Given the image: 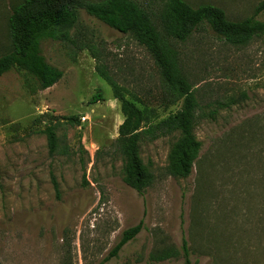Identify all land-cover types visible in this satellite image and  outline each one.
Here are the masks:
<instances>
[{
  "label": "rangeland",
  "instance_id": "1",
  "mask_svg": "<svg viewBox=\"0 0 264 264\" xmlns=\"http://www.w3.org/2000/svg\"><path fill=\"white\" fill-rule=\"evenodd\" d=\"M23 1L0 0V55L11 46L9 16ZM187 1L243 20L262 0ZM257 19L264 22V11ZM79 26L154 123L180 110L181 102L167 103L160 69L133 34L84 10ZM172 45L196 89L194 134L202 145L184 177L170 172L181 132L145 139L139 155L154 178L143 194L124 181L125 115L88 51L73 59L65 42L45 41V56L64 76L35 95L24 72L0 77V264H184V240L192 264H264V35L234 46L205 25ZM54 119L52 155L43 130ZM140 222L142 231L107 261Z\"/></svg>",
  "mask_w": 264,
  "mask_h": 264
},
{
  "label": "trees",
  "instance_id": "2",
  "mask_svg": "<svg viewBox=\"0 0 264 264\" xmlns=\"http://www.w3.org/2000/svg\"><path fill=\"white\" fill-rule=\"evenodd\" d=\"M24 0L12 9L8 19L10 48L0 55V77L11 70L24 72L25 85L32 95L56 85L64 71L49 62L44 54L45 41H63L73 59L82 51H88L97 61V72L112 88L125 115L119 127L118 142L126 156L124 181L143 194L154 178L139 155L140 144L145 139L154 140L161 135L181 132L182 138L172 155L170 172L188 177L198 158L201 143L194 129L199 103L196 89L183 73L177 49L173 41L186 42L207 25L226 43L239 46L254 37L264 35V22L257 16L264 11V0L254 15L243 20H231L226 11L213 4L194 7L187 0ZM84 10L109 27L124 34H133L154 57L168 90L167 103L182 104L180 110L167 119L154 123L151 112L141 109L126 97L125 89L108 71L97 44L79 26L80 12ZM211 118L215 112H210ZM58 119V118H57ZM57 122H51L43 130L47 135L50 153L58 149ZM59 194V185L54 180ZM143 222L126 229L106 260L117 257L123 247L142 231ZM184 264H192L187 241H183ZM168 253L163 255L167 258Z\"/></svg>",
  "mask_w": 264,
  "mask_h": 264
},
{
  "label": "built area",
  "instance_id": "3",
  "mask_svg": "<svg viewBox=\"0 0 264 264\" xmlns=\"http://www.w3.org/2000/svg\"><path fill=\"white\" fill-rule=\"evenodd\" d=\"M84 119H86V117Z\"/></svg>",
  "mask_w": 264,
  "mask_h": 264
}]
</instances>
